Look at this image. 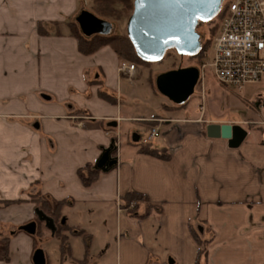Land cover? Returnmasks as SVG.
I'll return each mask as SVG.
<instances>
[{"label": "crops", "instance_id": "crops-1", "mask_svg": "<svg viewBox=\"0 0 264 264\" xmlns=\"http://www.w3.org/2000/svg\"><path fill=\"white\" fill-rule=\"evenodd\" d=\"M92 6L0 0V201L23 200L0 208V223L33 221L35 192L65 201L61 221L84 232L78 236L88 242L87 264H196L192 228L209 241L205 264H264V93L243 96L246 107L229 118L165 102L156 105L160 113L125 110V97L144 91L132 79L137 65L129 80L110 46L81 54L68 26ZM87 69L96 70L91 80ZM209 123L238 124L246 136L231 148L206 135ZM143 126L147 134L158 129L151 144L166 148L168 160L138 151ZM112 144L116 165L84 186L77 170L94 168ZM128 192L145 195L159 212L142 217L139 204L137 216L129 214L122 200ZM8 251L0 264H33L29 234L12 235Z\"/></svg>", "mask_w": 264, "mask_h": 264}, {"label": "water", "instance_id": "water-1", "mask_svg": "<svg viewBox=\"0 0 264 264\" xmlns=\"http://www.w3.org/2000/svg\"><path fill=\"white\" fill-rule=\"evenodd\" d=\"M224 0H132V11L125 24V33L136 55L145 62H156L168 50L179 56L195 55L201 47V35L197 27L201 22L211 20L220 11ZM80 32L84 36L111 35L116 25L82 9L75 17ZM199 79L195 66L179 67L157 74L155 88L159 94L175 105L184 104L194 91ZM45 99L48 96L43 95ZM36 128L38 124L34 125ZM206 135L210 138H224L231 148L238 147L246 136V131L238 124L209 123ZM137 140V136H132ZM117 159L111 156V147L104 149L95 162L94 169L108 171ZM37 219L53 233L55 224L51 217L36 208ZM19 230L34 235L36 222L29 221L18 227ZM33 264H46L42 248L32 254Z\"/></svg>", "mask_w": 264, "mask_h": 264}, {"label": "trees", "instance_id": "trees-1", "mask_svg": "<svg viewBox=\"0 0 264 264\" xmlns=\"http://www.w3.org/2000/svg\"><path fill=\"white\" fill-rule=\"evenodd\" d=\"M92 4H93L92 12L97 17L114 22H119L123 19L128 18L133 8L132 0H92ZM224 8H225V2L223 3L217 15L213 17L211 20H209V22L212 23V26L210 28L211 35L208 36V38L204 41L201 48L195 55L188 56L197 60L199 64L205 58L206 52L209 46L211 45V42L217 32L220 21L223 17ZM68 26L70 28L71 34L77 40L78 51L81 54L90 55L95 51H97L102 46L108 45L113 49V51L116 53L118 59L121 62H129L134 65H141L145 67H148V64L150 63V62L142 61L136 55L131 42L126 36V33L121 34L117 32L111 35H93L87 37L80 32L75 22L69 23ZM164 57H166V55H164ZM159 61H161V59ZM154 80L155 78H153L152 75L149 76L148 84L150 85L151 89L155 94H159L154 86ZM100 95L105 97L108 96L103 92H100ZM187 104L188 103L186 102L181 106L180 105L177 106V108L186 106ZM164 108H167V106H164ZM137 145L139 146L138 151L140 153L152 157H156L162 160H168L170 158L169 152L164 147L156 148L151 143L143 144L141 142H138ZM99 173H100L99 170L92 168L90 165H85L77 170V175L84 186H89L94 181H96ZM122 200H123V208L126 209V211L133 216H137V209L139 207V204H144L146 207V211L144 214H142V217L149 215L152 210L154 212H159L158 208H155L152 205H150L145 195L137 192L126 193L123 196ZM22 202L23 200L21 199L14 201L3 200L0 201V208L7 207L8 205L13 203H22ZM38 202H39L38 200L35 201L36 208L42 210L46 215H48L52 219L59 220L58 225H56V222H54L56 225V229L55 232H53V235L57 237L59 240L58 250L60 252V256L63 257L67 255L71 257L68 235L75 234L81 236L83 235L84 232L82 230H74L73 228L62 223L61 210L63 205L65 204V201L63 200L57 201L53 206L51 205L52 203L49 204V202H47L46 200L40 201V203ZM138 217L140 216L138 215ZM191 230L198 245L196 264H205V259L207 256V244L209 241L203 239L193 228ZM18 232H21V230H19L18 227H16V229H11L8 235H4V234L2 235V232H0V260H4V261L9 260V255H8L9 241L12 235H15ZM41 232L42 231L40 226H37L35 234L30 235L34 241V250L36 248H41L37 241V239L39 238L38 236L42 235ZM66 232L69 233L64 234ZM87 249H88V242L84 236V256L81 260H77L79 264H87V260H86ZM46 264L48 263L46 262Z\"/></svg>", "mask_w": 264, "mask_h": 264}, {"label": "rangeland", "instance_id": "rangeland-1", "mask_svg": "<svg viewBox=\"0 0 264 264\" xmlns=\"http://www.w3.org/2000/svg\"><path fill=\"white\" fill-rule=\"evenodd\" d=\"M86 5L89 7L91 5L90 2H86ZM93 7V6H92ZM91 7V9H92ZM92 11V10H88ZM110 21V20H108ZM116 25L115 33H125V22L124 19L119 22L110 21ZM212 26V23L209 21L201 22L197 32L201 35V43H204V41L210 36V28ZM211 54V45L209 46L206 56L209 57ZM166 57L162 58L161 61L156 62H150L148 64V67L137 65V71L136 74L133 76V81L141 85L144 88V91L136 98H129L125 97V104L123 105V108L125 107V110H132L134 113L141 114V115H149V114H155L160 113V109L157 108L156 105L160 104L161 102H165L166 104H169L172 106V108H177L179 105H175L172 102H170L167 98H165L162 95H155L154 97L150 96V93L148 91V87H146V82H148V77L153 76L155 78L157 74L170 70V69H176L179 67H187V66H195L198 68L200 65L197 60L188 57L189 55L185 56H179L174 50H169L165 54ZM136 68V67H135ZM96 72V70H86V76L91 80L93 78V74ZM124 79V78H123ZM92 82V81H91ZM155 86V81H154ZM247 88L245 90H237L235 87L231 86H221L219 83L215 81L213 76L209 73L204 76V82L202 84L198 81L197 85L194 88L193 93L187 100L188 106L190 110H199V111H205V116L207 118L209 117H219V118H229L232 116H235L239 113L240 109L243 107H246L247 103L242 102L241 99L244 96L245 99H252L254 93L257 91H261L264 93V74L261 77V81L256 84L247 85ZM252 97V98H251ZM183 105V104H182ZM241 105V106H240ZM181 106V105H180ZM127 107H130L127 108ZM161 107V106H160ZM248 109V108H247ZM32 119L36 117H31ZM138 133L145 137L148 132V127H138ZM124 140V138H123ZM153 142V139L152 141ZM150 142V143H151ZM32 199L35 202L38 200L40 201L46 200L51 204L52 206L58 201L52 197L44 196V195H38L35 192H32ZM67 212V211H66ZM78 221L82 222L84 220L83 214H78ZM33 220L37 223V226H40L41 228V236L39 235L37 241L39 246L44 251L47 263L48 264H79L77 260L74 258H81L83 254L84 249V242L83 239L76 236L70 237V245L72 250V256L73 258L65 255L63 257L60 256V252L58 250L59 240L57 237L53 235V233L45 226V224L41 221H39L35 215ZM55 219H53L54 221ZM56 225H58L59 220H55ZM36 226V229H37ZM15 225L10 224L9 222L0 223V232H2V235H8L9 231L11 229H16ZM76 229V228H74ZM69 233V232H68ZM67 232L64 234H68ZM107 238H109V231H104ZM99 232L97 234V241L100 243L102 239H99ZM94 247V246H93ZM95 248H92L94 250ZM93 253V252H92Z\"/></svg>", "mask_w": 264, "mask_h": 264}, {"label": "built area", "instance_id": "built-area-1", "mask_svg": "<svg viewBox=\"0 0 264 264\" xmlns=\"http://www.w3.org/2000/svg\"><path fill=\"white\" fill-rule=\"evenodd\" d=\"M225 8L211 42V54L199 69V82L211 74L221 86L243 90L264 74V0H224ZM223 2V3H224ZM135 65L122 62L118 70L131 80ZM159 135L156 127L140 139L147 144Z\"/></svg>", "mask_w": 264, "mask_h": 264}, {"label": "flooded vegetation", "instance_id": "flooded-vegetation-1", "mask_svg": "<svg viewBox=\"0 0 264 264\" xmlns=\"http://www.w3.org/2000/svg\"><path fill=\"white\" fill-rule=\"evenodd\" d=\"M199 25H200V24H199ZM198 27H199V26H198ZM198 27H197V29H198ZM202 44H203V43H201V46H202ZM110 147H111V153H112L111 155L113 156V153H115V151H116V147H115L113 144H112ZM54 224H55V223H54ZM19 226H20V225H19ZM19 226H18V227H19ZM36 226H37V223H36ZM55 229H56V225H55ZM54 232H55V231H54Z\"/></svg>", "mask_w": 264, "mask_h": 264}]
</instances>
